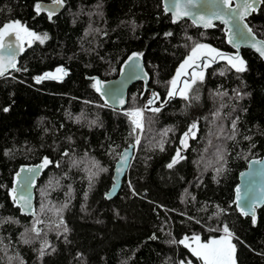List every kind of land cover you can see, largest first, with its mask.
<instances>
[{
	"label": "trees",
	"instance_id": "obj_1",
	"mask_svg": "<svg viewBox=\"0 0 264 264\" xmlns=\"http://www.w3.org/2000/svg\"><path fill=\"white\" fill-rule=\"evenodd\" d=\"M36 3L0 0V28L18 20L48 35L24 44L17 68L0 77V264H202L173 241H208L225 225L236 264H264V206L253 224L234 200L240 171L264 155V59L243 48L246 71L223 59L188 99L178 95L154 112L145 109L149 93L165 101L195 44L231 49L221 23H173L163 0H64L51 20ZM248 21L264 37V4ZM133 53L143 54L149 88L135 82L127 107L114 108L94 84L117 76ZM58 67L62 79L36 82ZM140 107L144 127L133 132L128 113ZM193 123L184 159L168 168ZM137 137L129 175L107 199L115 162ZM45 157L36 214H22L11 194L15 174Z\"/></svg>",
	"mask_w": 264,
	"mask_h": 264
},
{
	"label": "snow or ice",
	"instance_id": "obj_2",
	"mask_svg": "<svg viewBox=\"0 0 264 264\" xmlns=\"http://www.w3.org/2000/svg\"><path fill=\"white\" fill-rule=\"evenodd\" d=\"M207 5L214 9L211 11L210 15H204L203 13L197 14L196 12L190 11L189 7L192 8L197 7V0H176V3L174 5L175 11H173V23H176L179 19L183 17H191L193 19L194 24H201L203 27L208 28L213 26L212 20H221L224 24L230 25L228 27V31L233 35L239 37L243 41H247L248 34H251L252 29L248 28L247 25L241 24V22L245 19L246 16L250 15L252 12L257 11L259 4H264V0H242L241 3L237 4L235 8L232 7V0H206ZM52 3L59 7L64 4V0H52ZM35 11L37 15H39L42 11H47L48 18L51 20L52 16L54 15V12L52 10L46 9L45 5L40 2V0H37V3L34 5ZM168 6H165V11L167 12ZM246 29V31H245ZM165 35H172V33H165ZM15 37V43H13L11 40L8 44L4 43L5 37ZM25 38L28 39L29 44H31L33 41H39L40 43H44L45 40L48 39L47 33L43 34L42 36L35 33L34 31H31L27 28L26 25H23L20 21H12L9 23H6L0 28V49L8 48L11 50L12 54L6 56V57H0V76L4 75V71L6 67L10 68H16V59H15V51L18 49L19 51H23L22 45L19 43L20 41L24 40ZM190 39V38H189ZM232 43L233 41L230 39L229 41ZM255 47V45H253ZM239 47V45H237ZM256 51L261 55L264 56V42H260V46L256 47ZM142 53H133L131 57H129V61H132L134 58L138 60L140 56H142ZM217 58L219 59H227L228 63L236 69L237 72H244L246 71V63L245 61L239 56L237 53L234 56L226 57L224 53L218 51L215 48H212L210 45L206 44H195L191 49V54L188 56V58L181 64L180 68L177 70L176 76L170 81V88L167 93L169 98L175 97L177 94L181 95L185 99H188V92L191 90L192 86L197 83V81H203L204 79V73L203 71L197 72L195 71V68L200 67H208L212 62H214ZM197 60H204L206 61L201 64H197ZM134 68H138L139 64H135L133 66ZM193 68V71L191 72V80H185L183 82L184 87L177 89L178 81L181 75H185L186 69ZM19 70V69H17ZM64 75H67L66 70L63 67H58L55 69V72H46L42 76L35 77V80L37 83L41 82L42 80L46 79H52V80H60L63 78ZM132 78H135L136 74L133 72L131 74ZM94 87L98 92L101 91L100 88V81L97 80L94 84ZM118 90H113V95H116ZM107 94V93H102ZM159 99L158 93H152V98L148 99L147 105H145V109H148V106L155 103V100ZM195 99H198V97H195ZM123 99H119V103H123ZM107 104V101H105ZM166 103V101L164 102ZM145 109H134L131 112L128 113L129 117L131 118L132 124H133V132H135L137 129H142V118H143V112ZM5 112H7L9 109L4 108ZM154 112H159L160 108H152L149 109ZM197 128V125L193 123L189 131L184 133V137H188L190 134L194 135L193 130ZM166 134V133H165ZM136 143H139V137H137ZM181 144L187 148V142L185 139L181 140ZM161 150H163V145L161 144ZM222 158V157H221ZM184 159L183 156L180 155V150H177L176 156H174L171 160V162L167 165L168 168H173L174 165H176L180 160ZM121 160L123 162H126L127 157L126 155H121ZM51 161L48 160L47 157H45L43 164L38 165L36 169H21V172L27 171L29 174H31L29 177L25 178V182L23 183V187L27 188L30 187V180L31 177H34L35 173L39 171L40 168L46 167ZM256 163H261L260 161H257ZM100 171H107V169H100ZM121 169L117 168V172H120ZM220 171L219 169L217 170ZM21 172H18L17 178L19 179ZM115 187V185H114ZM17 189L14 187L11 189V194L13 200H17ZM236 203L237 206L240 208V211L243 215L247 216L251 213L252 216V222L253 224L256 223V216H255V204L256 202L253 201L251 204H247L248 211L245 210L244 206H241L240 201V189H236ZM21 200H26V197H19ZM67 231V229H65ZM224 235L217 238H213L208 240L206 243L200 242V237L198 235L187 237L185 236L183 239L179 241H173L174 243H179L181 245H184L186 248H189L192 255L199 259L202 264H236L235 261V251H236V245L232 243V238L234 234L230 231L227 225L223 227ZM189 240H192L195 242V246H193L191 243H188ZM53 251H55L53 249ZM43 251H41V255H43ZM181 264H185L184 261H181ZM188 264H191V261L188 262Z\"/></svg>",
	"mask_w": 264,
	"mask_h": 264
},
{
	"label": "water",
	"instance_id": "obj_3",
	"mask_svg": "<svg viewBox=\"0 0 264 264\" xmlns=\"http://www.w3.org/2000/svg\"><path fill=\"white\" fill-rule=\"evenodd\" d=\"M40 2H42L45 5L46 9L52 10L54 13H58L60 12L63 7L64 4L62 6H55L52 3V0H41ZM183 2V0H182ZM242 0H232V7L235 8L237 4L241 3ZM176 0H163V7L165 10V6H168V11L166 13H169L171 15V18L173 20V11H175V5ZM262 6V4L258 5L257 11L260 9V7ZM190 11L196 12L197 14L203 13L204 15H210L211 11H213L214 9L210 8L207 5L206 0H197V7L192 8L191 6L189 7ZM254 12H252L251 14H253ZM250 14V15H251ZM246 16L245 19L241 22L242 26L243 25H247L248 28L252 29L251 34H248V39L247 41H243L241 40L239 37L237 36H233L227 29L230 25H226L224 24L221 20H216L213 19L212 20V25L211 27L205 28L203 27V25L201 24H195L198 27H203L205 29H212L216 26L217 23H221L226 31V40L227 43L230 45V47L232 49H217L218 51L222 52L225 54L226 57H231L236 55L237 53L239 54V56L244 60L243 58V48H250L253 51H255L261 58L264 59V56H261L257 51H256V47L260 46V42H264V37L260 36L257 34V32L253 29V27L251 26V24L248 21L249 16ZM183 19H188L190 21L193 22V19L191 17H183L181 19H179L177 22H180ZM246 31V29H245ZM230 39L233 41L232 43H230ZM12 41L13 43H15V37L11 36V37H5L4 39V43L8 44L9 41ZM23 49H24V40L19 42ZM237 45H239V47H237ZM255 45V47L253 46ZM214 48V47H212ZM23 51H19L18 49L15 51V59H16V68H17V63L19 60L20 55L22 54ZM12 54L11 50H9L8 48H3L0 49V57H6L8 55ZM133 55V54H132ZM131 55V56H132ZM130 56V57H131ZM223 59H219L217 58L214 62H212L210 65L216 64L218 62H220ZM206 61L204 60H197V64H201L203 65V63H205ZM139 64L138 68H134L133 66L135 64ZM209 65V66H210ZM208 66V67H209ZM16 68H10V67H6L5 71H4V75L0 76H6L9 75L10 72L13 69ZM207 67H200V68H195V71L200 72V71H205ZM193 71V68H188L186 70L185 75H181L178 81V85H177V89L179 90L180 88L184 87L183 82L185 80H191V72ZM135 72L136 76L135 78H132L131 74ZM98 80L100 81V88H101V94L102 93H107V94H102L105 101H107V103L114 107V108H125L128 105V100H129V90L130 87L138 81H143L145 84V87L148 89L149 88V73L147 71L146 65H145V61H144V57L143 55L140 56L137 59H133L132 61H129V57L124 61L121 70L119 72V74L113 78L110 79H106V80H102L100 78H98ZM113 90H118V92L116 93V95H113ZM152 93H154L153 91H151L146 99L145 105H147V101L148 99L152 98ZM179 94H177L175 97H177ZM169 98L167 96V98L165 99L166 103L163 102H158V99L155 100V103L148 106V108H156V107H162L165 106L171 99L175 98ZM119 99H123V103H119ZM137 143L136 142H132L129 145H126L122 150L121 153L118 157V159L115 162L114 168H113V175H112V183L111 186L109 187V189L105 192V196L107 197V199H112L114 198L119 191L122 188L123 185V181L124 179L129 175V171H130V167L132 165L133 159L136 155V151H137ZM126 155L127 160L126 162H123L121 160V155ZM257 161H260L261 163H256ZM43 161H39L36 163H24L22 164L16 174L18 172H21V169H36V167L38 165H42ZM47 167V166H46ZM46 167H42L39 169V171H37L34 175V177H31L30 180V187H23V183L25 182V178L29 177L31 174H29L27 171L25 172H21V175L19 177V179L17 178V175L15 174V181H14V185L13 188L15 187L17 189V200L16 201V205L19 206L20 211L22 214L28 215V216H34L36 214V188H37V184L38 181L41 179V177L44 175V171L46 169ZM117 168H120L121 171L117 172ZM115 185V187H114ZM239 188L240 189V197H241V201L240 204L241 206L245 207V210L248 211V207L246 206L247 204H251L253 201L256 202L255 204V216H257L258 210L259 208H261L262 206H264V155L263 156H255L250 158L248 165L242 169L239 173V181L235 186V204L237 207V210L241 213L240 208L237 206L236 203V189ZM26 197V200H21L19 199V197ZM251 216V213L249 214Z\"/></svg>",
	"mask_w": 264,
	"mask_h": 264
},
{
	"label": "rangeland",
	"instance_id": "obj_4",
	"mask_svg": "<svg viewBox=\"0 0 264 264\" xmlns=\"http://www.w3.org/2000/svg\"><path fill=\"white\" fill-rule=\"evenodd\" d=\"M22 24H23V23H22ZM23 25H25V24H23ZM27 28H28V27H27ZM28 29H29V28H28ZM30 30H31V29H30ZM31 31H32V30H31ZM24 42H25V44L28 43V39L25 38V39H24ZM200 44H206V45H208L207 43H204V42H201ZM190 54H191V53H190ZM190 54H189V55H190ZM189 55H188V56H189ZM187 58H188V57H187ZM187 58H186V59H187ZM186 59H185V60H186ZM185 60H184V61H185ZM184 61H183V62H184ZM183 62H182V63H183ZM182 63H181V64H182ZM181 64H180V66H181ZM180 66H179V68H180ZM179 68H178V69H179ZM186 70H187V69H186ZM186 70H185V71H186ZM176 74H177V73H176ZM175 76H176V75H175ZM175 76H174V77H175ZM174 77H173V78H174ZM141 108L143 109V107H140L139 109H141ZM135 109H136V108H135ZM132 110H134V109L132 108V109L130 110V112H131ZM143 113H144V112H143ZM143 127H144V117H143ZM143 127H142V128H143ZM188 131H189V129H188L187 131H185L184 133H186V132H188ZM193 132H194V135H193V134H190L188 137H184V133L182 134L181 139H180V145H179V147H178V150H180V155L182 154V151L185 149V147L181 144V140H182V139H185L186 142H187V145H188L189 142H190L191 137H193V136L196 135V133H197V128L194 129ZM223 235H224V233H223L221 236H223ZM221 236H219V237H221ZM219 237H215V238L218 239ZM212 239H213V238H212ZM200 242H202V243H206L207 241H203V240L200 239ZM188 243H191L193 246H195V242L192 241V240H189ZM232 243L234 244L233 239H232Z\"/></svg>",
	"mask_w": 264,
	"mask_h": 264
},
{
	"label": "bare ground",
	"instance_id": "obj_5",
	"mask_svg": "<svg viewBox=\"0 0 264 264\" xmlns=\"http://www.w3.org/2000/svg\"><path fill=\"white\" fill-rule=\"evenodd\" d=\"M136 109H138V108H136ZM143 117H144V113H143ZM142 124H143V118H142Z\"/></svg>",
	"mask_w": 264,
	"mask_h": 264
},
{
	"label": "built area",
	"instance_id": "obj_6",
	"mask_svg": "<svg viewBox=\"0 0 264 264\" xmlns=\"http://www.w3.org/2000/svg\"><path fill=\"white\" fill-rule=\"evenodd\" d=\"M142 109V108H141Z\"/></svg>",
	"mask_w": 264,
	"mask_h": 264
},
{
	"label": "flooded vegetation",
	"instance_id": "obj_7",
	"mask_svg": "<svg viewBox=\"0 0 264 264\" xmlns=\"http://www.w3.org/2000/svg\"><path fill=\"white\" fill-rule=\"evenodd\" d=\"M232 49V48H231Z\"/></svg>",
	"mask_w": 264,
	"mask_h": 264
}]
</instances>
